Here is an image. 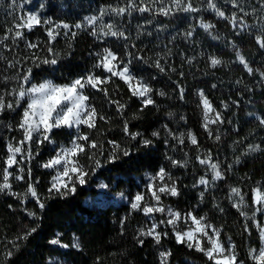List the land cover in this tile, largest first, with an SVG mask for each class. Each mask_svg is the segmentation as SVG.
<instances>
[{
  "label": "trees",
  "instance_id": "obj_1",
  "mask_svg": "<svg viewBox=\"0 0 264 264\" xmlns=\"http://www.w3.org/2000/svg\"><path fill=\"white\" fill-rule=\"evenodd\" d=\"M135 2L139 5L140 0ZM144 2L148 3L149 0ZM16 3L17 7L13 9L9 7L12 0H0V36L9 28L15 30L17 18L26 15L27 11L37 12L42 20L51 19L53 24L64 22L70 27L67 30L61 28L59 35L50 44L46 28L51 25L44 24L35 26L31 31L21 29L24 33L23 39H17L15 44L11 38L3 41L0 44V57L4 58L0 59V77L23 74L29 68H32V83L50 78L56 83L66 84L93 71L103 77L108 75L103 69L93 68L97 62L95 53L102 51L103 47H108L126 58V53L131 51V48L127 51L124 44L128 39L111 36L97 39L91 35V27L86 30H77L74 27L85 16L98 15L101 6L117 4L122 6L123 0H28V2L16 0ZM163 3H168V0H163ZM193 3L201 10L195 13L173 12L169 16L134 11L131 16L127 14L119 17L105 16L103 23L116 24L128 37L130 33H127L126 25L135 15L145 14L170 26L180 15L194 14L202 20L212 22L225 41L236 43L254 67L264 69V48H261L256 40L257 36L264 37L263 34L252 32L251 27L246 24L251 21L249 14L233 11V8L223 0H216L227 17H231L232 12H236L237 17H243V24L247 26L241 28L240 21L234 25L229 19L217 17L214 12L207 10L203 0H193ZM21 4L23 7H19ZM98 24L96 30L99 34L101 22ZM194 29L198 30L196 26ZM72 32L78 34L73 37ZM11 35L12 33H9V36ZM28 43L37 44V47L29 49ZM206 43L213 52L224 59V62L212 67L208 61L196 60L194 66L197 70L193 69L192 75L189 76L186 66L179 65L175 71L158 74L150 67L144 68L143 58L133 56L132 66L135 72L146 76L153 88L152 97L155 105H150L143 111L141 101L131 95L127 85L119 78H113L114 83L105 86L109 92L107 97L102 91L90 87L84 90L89 96L88 103L106 120L98 119L95 129L90 130L86 126L80 128L81 132L89 133L91 139L97 141L100 147L90 149L87 154L81 155L79 163L85 170H90L95 164L94 160L88 157L94 154L95 159L101 161V166L96 168L95 172L89 171L86 183L83 185L77 183L74 193L61 196L53 192L49 195L48 189L53 173L41 165L50 159L58 147L70 145L75 132L68 128L53 129L51 137L54 144L46 142L40 149L31 145L33 158L21 164L25 172L19 173L15 165L10 169L14 175H23L24 179L18 181L10 178V182L12 190L17 193H25L28 183H34L45 207L41 210L36 200L30 196L21 202V199L9 195L7 191L0 193V264H49V259L55 255L65 256L70 264H160L161 251H170L168 264H215L203 253L189 249L186 244H177L172 230L166 226H160L158 229L169 233L162 239L160 245H155L150 237L144 238L143 245L137 243L134 237L138 228L150 226L151 221L142 211L131 210L127 203L107 204L96 208L84 203L86 196H94L97 193L95 184L98 179L105 180L115 191L126 189L131 195L136 190H141L138 180H143L146 171L156 173L161 167L176 179L180 190L179 196H170L166 201L185 206L194 203L197 196L193 184L203 173L196 157L199 155L203 158V155L196 151V146L189 144L186 135L182 145L185 148L182 149L181 144H175L177 142L168 132L182 131L186 134L191 130L197 137L198 150H208L213 156L219 155L217 142L212 140L202 127L201 108L195 95V89L201 87L216 107L220 108L221 101L224 100L233 105L237 103L240 108L234 120L233 133L239 140L244 141L246 150L240 153L241 162L238 165L231 162L234 173L232 179L235 187L240 188L245 194V200L249 205V211L247 209L246 212L250 216L253 206L252 189L259 185L261 191H264V127H261L259 122L248 119L246 112L248 105L253 104L254 109L264 117V84L259 82L258 72L250 75L234 62L233 56L228 52H224L210 40H206ZM49 46L54 52L59 53L56 57L57 64L34 66L33 55L40 59L53 58L52 53L47 51ZM9 61L13 62L15 67L9 68ZM17 61L19 63H16ZM180 68H183V71ZM154 74H158L156 79H153ZM11 86L18 87V81L10 80L5 84L0 80V91ZM180 88L184 89L183 99L180 98ZM160 91L165 95H159ZM110 101H119L126 107L123 112H118L116 105ZM13 114L19 120L21 107ZM125 122L130 132L140 133L135 140L125 135L123 131ZM154 131L159 132V135L154 137L152 135ZM145 139L150 140L151 144L147 146L142 144L141 141ZM257 140L262 141L261 145L259 144L260 148L254 152L250 151L248 145L256 146ZM109 141H116L121 149L129 151V155L123 156L120 151L119 159L109 162L108 157L112 152ZM167 157L176 160L187 159L189 163L187 167H173ZM214 162L221 166L220 161ZM29 168L32 172L31 181L27 175ZM220 169L223 172L221 167ZM226 176L223 174L216 191H211L204 197V208L221 228L222 238L230 237L234 242L238 260L243 264H258L249 255L252 248L259 246L258 229L251 220L246 221L229 202ZM217 191L223 193L221 201L219 199L214 201L219 194ZM28 211L35 212L36 218L29 217ZM255 220L259 225L262 224L263 213L258 214ZM246 223L248 231L244 230ZM31 228H36V231L26 240H16L19 248H13L9 242ZM53 239H59L60 243L68 247L61 248L58 244L50 243ZM74 239L79 243V248L72 247ZM8 250L13 251V255L5 260L4 253Z\"/></svg>",
  "mask_w": 264,
  "mask_h": 264
},
{
  "label": "snow or ice",
  "instance_id": "obj_2",
  "mask_svg": "<svg viewBox=\"0 0 264 264\" xmlns=\"http://www.w3.org/2000/svg\"><path fill=\"white\" fill-rule=\"evenodd\" d=\"M28 2V0H25ZM203 3L206 5L207 10H211L215 13L217 17L223 19H229L232 24H236L238 21L241 22L242 27L247 25L243 24V17H237L236 12H232L231 17H227L225 12L217 5L216 0H203ZM225 3H231L233 7H237V0H225ZM262 7H264V0H261ZM159 4V7L156 5ZM10 8L15 9L17 7L16 0H12V4L9 5ZM23 7V5H19ZM43 5H41V8ZM201 9L194 6L193 0H168V4L164 5L163 0H149L148 3H145L144 0H140L139 5L135 0H123V5H105L101 6L99 9L98 15L85 16L82 21H78L74 27L77 30H86L91 27V35L100 39L102 37H123L125 40L128 37L125 35V32L117 29L116 24L114 23H103V18L105 16H114L119 17L125 14L131 16L134 11L140 13L155 12L156 14L169 16L173 12H184V13H195ZM241 11L243 9L241 8ZM255 11V10H253ZM248 15V13H245ZM97 22H101V27L99 34L96 30ZM151 23L152 21H147ZM51 25V27L46 28L47 38L49 44L56 39L59 35V30L61 28L67 30L69 29V24L64 22H58L53 24L51 19H41L37 12H28L26 15H21L17 18L15 23V30L9 28L6 30L3 36H0V44L3 41L11 38L13 44L16 43L17 39H23L24 33L21 29H27L31 31L37 25ZM200 27H202L206 32H208L214 25L210 23L200 22ZM191 29L187 31L184 35L185 37H191L193 31ZM264 30V27H262ZM9 33H12L9 36ZM78 33L72 32V36L75 37ZM67 35V32H65ZM214 39L216 37H213ZM257 43L261 48H264V38L261 36L256 37ZM27 47L29 49H34L37 47V44L28 43ZM69 47L71 45L69 44ZM47 51L52 53L53 58H43L40 59L33 55L32 63L34 66L39 67L43 65H55L57 64V58L59 53L54 52L52 47H48ZM97 57V62L93 65L94 69H103L104 73H107L106 76L96 75L95 72H89L86 76L78 77L71 81V83L66 84H57L52 80H44L40 83H32V68L27 69L23 74L17 73L14 76H3L0 77L5 84L10 80L18 81V87L12 88L10 91H0V114L3 112L11 111L15 112L18 108L23 107V112L20 116L18 124L15 126L17 131L23 133V138L16 142L15 144L12 141H9L6 146L7 157L4 159V167L2 169V181H0V193L5 191L9 195L21 199L23 202L24 199L29 196L36 200L39 208L42 210L45 207V204L41 201L34 183L29 182L28 187L25 193H17L12 190V184L10 178L15 180H23L24 176L21 175L25 172V169L21 166L22 163H27L33 158L31 144H42L44 142L55 143L52 140L51 133L53 129H58L61 127L67 128H76L77 135L73 137L69 146H61V148L56 152V155L50 158L46 163L42 164L43 168H53L56 169V175L52 177L50 182V187L48 189L49 195L55 192L58 195L66 196L69 193H74L76 191V184L83 185L87 181L89 171L95 172L96 168L101 166V161L95 159V155H89L90 160H94L95 166L90 170H85V167L79 163V157L81 155L87 154L90 149H97L100 147L97 141L91 139L89 133H84L80 131V127L86 126L88 129L96 128V121L106 120L102 115H99L97 110L92 107L88 101L89 96L85 95V89L90 87L97 91H102L107 97L109 95L106 85L114 83L113 78H119L127 85L128 90L131 95L140 99L141 101V111L148 108L150 105H155V101L152 99L151 93L153 92L152 87L143 79L138 78L132 73V61L129 59L127 62H124L122 57L113 51L111 48L105 47L102 51L95 53ZM129 57L131 53H126ZM0 59H4L0 57ZM138 59H142L138 57ZM236 59L239 61L243 68L251 75L253 69L247 63L245 57L240 54L239 51L236 52ZM210 64L212 67L220 65L222 63L221 59L216 56L209 57ZM16 63H19L17 61ZM188 63H191V58L188 59ZM160 72H164L165 68L161 65L159 60L155 61L154 65ZM8 67L13 68L15 64L11 61L8 62ZM175 71V69H173ZM183 75V73H181ZM261 78L264 79V72H261ZM239 82V81H238ZM30 86H26L29 85ZM216 87V85H213ZM181 99H183L184 89L180 88ZM159 95L163 96L165 93L160 91ZM198 96L200 99V105L203 108V123L202 127L205 131H208L209 135H212V132L209 129L210 124L223 123L221 113L213 107L211 101L207 98L203 90L198 91ZM7 97H13L14 100H8ZM26 100V106L22 103ZM114 103L117 107L118 112H123L126 105L119 101H110ZM227 108V104L224 105ZM214 113V115H212ZM171 115V114H170ZM184 119V117H181ZM261 127H264V118L257 117ZM2 123V121H0ZM9 129H12V125H7ZM165 129L167 126L165 125ZM123 131L126 136H130L135 140L140 133H132L129 130L127 122L124 123ZM169 135H172L173 139L178 140V142L183 145L185 140V135L187 136L188 141L199 148L196 135L189 130L186 134L180 133L179 136H175L168 132ZM152 135L158 136L159 132L154 131ZM39 137L37 140L36 137ZM215 139L218 141L220 139L219 134L215 136ZM112 145V152L109 154V162L119 159L118 153L122 151L123 156H128L129 151L127 149H121L120 145L116 141H109ZM142 144L145 146L151 144L150 140H142ZM27 144V152L25 154L24 145ZM250 151H257L259 145L253 146L248 145ZM101 154H103L101 152ZM187 156V153H185ZM17 156L20 159H17ZM173 167H187L189 161L185 160H176L171 157H167ZM197 161L200 165L206 166V168L211 172V181H209L206 176H201L193 187L198 185L208 186L212 181H217L223 179V172L220 169L218 162H213V157L211 152L205 157L197 156ZM239 159V158H237ZM18 168L19 173L16 174L10 169L13 166ZM62 169V170H61ZM29 181H31L32 172L29 168L27 171ZM148 183L145 186V192H138L134 197L131 198L130 207L133 211H142L144 216L151 220L150 226L140 227L137 230L136 239L137 243L143 245L144 238L150 237L155 245H160L162 239L167 237L169 233L167 231H159L161 225L172 228V234L175 236L177 244H186L189 249H195L198 252L203 253L210 261H214L215 264H243V262H238L237 256L235 254L234 245H231V239L229 238V247L226 249L225 246L220 241V230L215 228L211 224L205 223V217H197L192 212H188L182 215L179 211L174 210L171 206L165 205L162 202L163 196H172L176 197L180 195V190L177 187L176 179L172 177L169 171H166L165 168L161 167L155 175L148 176ZM106 187V185H101ZM200 196L203 197L204 193L201 192ZM238 197V200L233 202V207L237 209L241 216L245 220H251L259 231L261 246L259 249V254L255 255V249H251L249 255L258 262V264H264V227L256 223L255 214L257 211L264 213V191H261L260 186L254 187L252 189V203L253 205H258L255 208V211L252 212L251 216L248 215L245 208H248L249 205L245 200V194L242 193L241 189L238 187H232L228 199L231 201L234 198ZM154 213H161L167 216V219H161L157 221L155 219ZM27 215L29 217L36 218V213L28 211ZM183 220L187 228L181 231L178 227L179 222ZM191 221L188 224V221ZM124 221H121L123 225ZM209 229H211L212 234L209 235ZM245 231H248V225L245 224ZM36 231V228L29 229L22 236L17 237L16 239L10 241L13 248L18 249L19 245L16 243V240H26L33 232ZM59 235V234H58ZM205 240L210 247H205ZM50 243L58 244L60 243L59 239H53ZM63 247H68V245H63ZM72 247L79 248L80 245L75 241L72 244ZM13 255V251L8 250L4 253V259ZM170 251H161L160 264H168V258L170 257Z\"/></svg>",
  "mask_w": 264,
  "mask_h": 264
},
{
  "label": "rangeland",
  "instance_id": "obj_3",
  "mask_svg": "<svg viewBox=\"0 0 264 264\" xmlns=\"http://www.w3.org/2000/svg\"><path fill=\"white\" fill-rule=\"evenodd\" d=\"M223 1L225 2V0H223ZM166 4H168V3H166ZM166 4H164V5H166ZM227 4H229V6L233 8V11H236L238 13L239 12L248 13L251 21L246 22V24L251 27L252 32L263 34V37H264V30H262V27H264V7H262L261 0H237V4H238L237 7H233V5L231 3H227ZM159 6H160L159 4L156 5V7H159ZM241 8L243 9V11H241ZM253 10H255V11H253ZM28 12L29 11H27L26 14ZM93 15H96V14H93ZM149 20H151L152 22L148 23L147 21H149ZM201 21L214 25L212 22H210L208 20H202L201 17L196 16L194 14H189L186 16L180 15L177 19H175L173 21L172 25H170V26H167L160 19H155V18L149 17L145 14L135 15L130 21H128V23L126 25L127 33H130V36H128V42L124 43L126 45L127 51H129L128 49L131 48L130 49L131 51H129V53H131L132 55L130 57L128 55H126L127 57L126 58L122 57V59L124 60V62H127L129 59H131V61H133L134 55H137L138 57H140L142 55L141 58H143L142 62H143L144 68H145V66H146V68L150 67V68L154 69L156 72H158V74L171 72L173 69H176V67L178 65H179V67L186 66L185 68L188 70V71H186L188 74L187 76H189V74L192 75L193 69L197 70V68H195V66H194V62L196 60H197V62L204 61V60L208 61L209 65L211 66L209 57L214 55L217 58L221 59L222 63L224 62L223 58H221L219 55H217L215 52H213L209 48V45H208V43H206V40L207 41L210 40L214 44H217L221 50H223L224 52L226 51L231 56H233L232 59L234 60V62L236 64H238V66L243 68V65H241L239 63V61L236 59V52L237 51H239L240 54L245 57V55L241 51V48L236 43H234L232 41H225L222 38L221 32L218 31V28L216 26H214L208 32H206L202 27H200ZM97 25H99L98 22H97ZM195 26L198 28V30L197 31L194 30L193 35L191 37L186 38L184 34L187 31L195 28ZM241 28H242V26H241ZM117 29H120V27L117 26ZM213 37H216V38L214 39ZM120 41L123 42L124 40L123 41L120 40ZM103 48H105V47H103ZM118 56H120V55H118ZM189 58H191V63H188ZM245 59H246L247 63L249 64V66L254 70L251 75H254L258 72L259 82L264 84V79H262L261 75H260L261 72H264L263 67H259V66L254 67V65L246 57H245ZM156 60H159L161 65L165 68L164 72H160L154 66ZM131 67H132L133 75L137 76L138 78H143L150 85L146 76H144L140 73H136L134 66L131 65ZM180 70L183 71V68H180ZM158 74H154L153 79H156L158 77ZM44 80H52V79H50V78L42 79V81H44ZM42 81H40V82H42ZM40 82H38V83H40ZM54 83H56V82H54ZM57 84H59V83H57ZM26 86H30V84L26 85ZM12 88H14V87L11 86L7 90L2 89L1 91H10ZM199 90H203L204 93H205V91L201 87H198L195 89V95L198 98V101L200 104V99L198 96ZM205 95L207 96L206 93H205ZM151 96H152V93H151ZM207 98L211 101V99L208 96H207ZM7 99L8 100H14L13 97H7ZM152 99H153V97H152ZM22 103L26 106V100L23 101ZM211 103H212V101H211ZM225 104H227V108L224 107ZM234 104L235 105L227 103L223 100V101H221L220 108H218L212 103L213 107L216 108V110L221 113V117H222L224 122L209 125V129L212 132L211 136L209 135V133L207 131L208 136L212 140L217 142L216 143L217 147L219 148V152L221 153V154L219 153V155H217V156H213V154L212 153L211 154L213 157V162L216 160L220 161V163H221L220 167L223 169V174L227 175L226 176V183H227V188H228L229 193H230V189L232 187H235V185H234L235 183H233L234 180L232 179V177L234 176V173L232 170V165H231L232 163L231 162H233L235 165H238L239 162H241V159L239 158L240 153L244 152L246 150L244 141L239 140L238 137L236 135H234V133H233L234 132V120L238 116V113L240 111V108L238 107L237 103H234ZM248 106L249 107L247 108V112H246V116L248 119H253L256 122H259L257 117L264 118L256 109H254L255 105L250 104ZM200 108H201V120L203 123L202 105H200ZM22 112H23V107H21V114H22ZM212 115H214V113ZM0 121H2V123H0V179L2 181V169L5 166L4 165V159H6V157L8 155L7 150H6L7 143L9 141H12L15 144L16 142L20 141L23 138V133L21 131L16 130L15 126L18 124L19 120L15 118V115L13 114V112L6 110L2 114H0ZM9 124H11L13 126L12 129H9L7 127V125H9ZM61 128H67V127H61ZM68 129H72L75 132L74 133L75 136L77 135V131H76L75 127L68 128ZM176 132L177 133L172 132V134L177 136V137L179 136L180 133H182V131H176ZM217 134H219V136H220V139L218 141L215 139V136ZM170 136H172V135H170ZM36 139L38 140L39 137L37 136ZM175 141L177 142L175 144H177V145L180 144L178 142V140L175 139ZM260 142H262V141L257 140L256 145H259V144L261 145ZM45 143L46 142L39 144V145L36 143H32L31 145H34L35 147L40 149V146H42ZM189 144L191 146H193L190 142H189ZM65 146H69V145H65ZM27 148H28V145L25 144L24 145L25 154L27 152ZM60 148L61 147H58L50 158L54 157L56 155V152ZM184 148L185 147L182 146V149H184ZM259 148H260V146H259ZM196 151L200 152L199 154L203 155V157H205L208 154V150L202 151V150H198V148H197ZM237 158H239V159H237ZM17 159L19 160L20 157L17 156ZM201 167H202L201 170L203 173H201L196 178L194 184L196 183V181L201 176H206V178L209 181H211V172L206 168V166L201 165ZM48 169L52 171L53 176L56 175V169H53V168H48ZM150 174L155 175V173L146 171L143 175V180H138V184H139L142 191L136 190L131 195L129 194V192L126 189L115 191V190H113V186H110L105 180L98 179L97 183L95 184V187L97 189V193L94 196H90V195L86 196L84 199V203L86 205H88L89 207H92V208L93 207L94 208L102 207V206H105L107 204L118 205L121 203H127L130 206L132 197H134L138 192H145V186L149 182L148 176ZM101 185H106V187H102ZM193 188L196 192L197 199L191 205H186V206L185 205H178V204L174 205V204L166 201L167 198H169L170 196H163V195L161 197L162 202L165 205L171 206L174 210L179 211L182 215H184L188 212H192L197 217L204 216L206 218L205 219L206 224H211L215 228L220 230V241L225 246V248L227 249L230 246L229 245V238L230 237L222 238L221 228L211 219L210 215H208V213L206 212V210L204 208V203H203L204 197L206 195H209L211 191H216L219 188V180L212 181L208 186L198 185V186L193 187ZM201 192L204 193L203 197L200 196ZM218 193H217L218 195L216 196V198H214V201H216L217 199H219V200L222 199L223 193H221V191H219ZM237 200H238V197L234 198L231 201L229 200V202L233 205V202H235ZM256 207H258V205H253L251 207L252 208V211H250L251 214L253 211H255ZM247 209L248 208H245L244 210L247 211ZM248 211H249V209H248ZM260 213L261 212H259V211L256 212L255 219H256L257 215ZM251 214H250V216H251ZM153 215L155 216V219L157 221H160L161 219H164V220L167 219V216L165 214L154 213ZM190 223H191V221L189 220L188 224H190ZM260 225L262 227H264V213H263V223ZM161 226H164V225H161ZM187 226L188 225H186L183 220H181L178 224V227L181 231L185 230L187 228ZM169 228L172 230L171 227H169ZM208 231H209V235H211L212 234L211 229H209ZM258 239H259V246L257 248H252V249L256 250L255 255L259 254V249L261 246L259 231H258ZM58 245L61 248H66V247H63V245H64L63 243H58ZM231 245H234V242L232 241V239H231ZM205 247H210V245L207 244L206 240H205ZM234 251H235V254L237 256V252H236L235 248H234ZM237 260H238V257H237ZM238 262H240V261L238 260ZM49 264H70V263L65 258V256L55 255L49 259Z\"/></svg>",
  "mask_w": 264,
  "mask_h": 264
}]
</instances>
